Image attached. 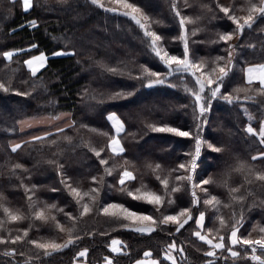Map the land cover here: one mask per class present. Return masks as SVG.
I'll list each match as a JSON object with an SVG mask.
<instances>
[{
	"label": "trees",
	"instance_id": "trees-1",
	"mask_svg": "<svg viewBox=\"0 0 264 264\" xmlns=\"http://www.w3.org/2000/svg\"><path fill=\"white\" fill-rule=\"evenodd\" d=\"M174 1L128 0L137 3L152 20H156L154 25L164 37L167 49L180 55L183 42L178 38L173 39L180 35L179 18L172 8ZM251 2L258 3L259 0ZM102 3L109 6L108 0H102ZM217 3L220 2L195 1V13L201 17L202 28L207 32L202 45H189L191 53L195 47H200L205 56L214 61L218 56L227 58V45L219 40V35L236 27L216 7ZM248 3L249 0H226L223 4L231 5L232 12L242 17L247 14ZM177 8L181 12L179 6ZM32 20L37 22L35 27L29 24ZM261 29H264V18H257L251 29L246 27L242 34L229 42H234L236 49L229 73L231 79L225 80L227 92L235 96L233 90L237 87H247L250 91L240 92V98L233 99L231 103L219 95L212 100L211 109L206 114L207 124L200 134L205 140L209 139L208 122L214 117L217 126L212 131V139L221 142L226 150L212 156V163H208L206 161L210 157H207L204 145L201 152L203 163L198 172L204 166L203 172L216 175L224 169L225 162L231 164L237 158L247 161L257 170H264V157L258 155L264 151V144L259 142L258 135L245 130L249 123L258 130L259 124L264 121V93L252 91L260 84H248L245 78L249 64L264 63V31ZM32 44L37 47L29 48ZM150 44V37L145 36L144 30L130 17L122 12L106 11L91 4L90 0H47V3L45 0H32V7L28 11L23 9L22 0H0V81L18 90H0V199L12 211L23 214V219L18 222L21 229L13 225L7 232L9 225L5 224L7 229L2 233L6 237L21 235L22 229L27 226L33 229L31 239L60 241L68 233L60 231L59 225L65 229L75 225L74 234L80 236L68 248L39 258L34 255L37 251L35 246L27 240L15 244L7 241L0 244V264H25L28 261L30 264H104L105 256H110L113 264H133L143 259L145 252L162 264H172L165 258L164 251L173 242L184 249L183 253H173L177 264H207L211 259L206 256L208 246L188 231L192 221L180 232H176L175 224L169 222L167 226L154 227L151 233H139L132 228L118 226L122 219L120 210L116 216L95 210L84 216L79 214L77 199L81 204L89 203L94 209L104 202L125 203L154 218L173 214L179 207H189L193 214L203 208V196L198 189L200 202L193 205L191 184L176 182L175 171L170 178V187L179 183L181 191L171 196H174L172 201L175 200L171 204L168 203L169 197H165L167 202L162 212L143 199L134 200L126 190L121 191L119 175L126 166L133 172L134 178L125 181V189L140 188L138 195L148 191L163 195L161 178L167 176L169 170L175 169L179 161L186 158L185 154L194 148L191 137L178 139L166 133L154 132L149 127L153 123L163 122L195 134V124L198 122L193 116L194 98L185 88L195 87L191 74L174 73L166 78L168 83L151 88L141 87L140 81L133 78L144 67L167 71ZM14 49L24 51L14 53L11 60L3 57V51ZM60 49L64 50V55H51ZM39 51L48 54V60L34 77L23 61ZM110 68L117 71H110ZM133 86L136 91L132 96L107 98L112 92ZM224 90L221 89L222 92ZM18 92H27L28 95ZM245 95L253 98L245 99ZM111 112H115L125 125V131L119 135L125 151L119 154L112 153L108 147L110 136L115 135V128L107 118ZM64 116H67V122L76 121V124L63 128L66 121L61 117ZM37 118L55 120L52 127L45 129L50 135L38 140H25L20 148L13 151L12 141L42 131L41 128L21 131L20 122ZM56 128L63 129V132H57ZM65 136L72 137L71 141L64 139ZM93 148L104 149L101 157L107 159L106 166L99 164ZM213 157L219 159L214 160ZM125 161H128L127 165ZM16 164L22 167H13ZM157 164L160 165L159 169L156 168ZM61 166L62 171L71 177L73 186L81 188V197L74 198L60 182L58 171ZM105 167L112 169L111 174L104 173ZM92 176H97L98 181L101 177L104 180L96 202L91 201L90 195L84 194L97 186L98 182H93ZM261 183L254 177L246 178V173L235 171L228 177L227 186L211 183L210 191L219 198L220 204L207 209V227H219L220 215L232 222V217L239 219L242 212L244 219L241 226L250 233L256 230L259 235L260 226L264 227V206L260 203L264 200V188ZM230 187H238L239 194H244L245 199L232 201ZM46 203H54L57 208L51 210V216L45 223L36 220L32 212ZM68 212L72 213L71 217L66 215ZM0 217L6 220L3 208H0ZM150 224L147 221L142 225ZM255 226L257 228L254 229ZM223 231L227 235L230 233L227 226ZM247 231L241 229L240 234L247 236ZM89 232L92 235H88ZM114 239L120 242L119 253L111 252L110 245ZM85 247L88 248L87 254L77 256V252ZM5 248H16L17 251L12 256H6ZM226 258L227 264H252L250 257L232 262L226 255L218 258L214 264H226Z\"/></svg>",
	"mask_w": 264,
	"mask_h": 264
},
{
	"label": "snow or ice",
	"instance_id": "snow-or-ice-1",
	"mask_svg": "<svg viewBox=\"0 0 264 264\" xmlns=\"http://www.w3.org/2000/svg\"><path fill=\"white\" fill-rule=\"evenodd\" d=\"M91 4L96 5L98 7L104 8L106 11H111L113 13L122 12L123 15L130 17L135 23L144 30V34L147 37H150L151 40V49L155 53L156 57L163 63L166 67L167 71H154L150 68L144 67L142 72L139 73L138 76L133 77L140 81L141 87L151 88L155 85H164L168 83L167 77L172 76L174 73H189L191 77L194 78L195 87L187 88L185 86L186 91L191 93L193 99V116L194 120L198 122L195 124L197 131L195 134L191 130H183L180 126H173L169 123H153L149 125L151 130L154 132H162V133H172L178 137H191L194 141V148L185 154L186 158L181 159L178 163V166L175 169L169 170L168 175L164 178H161L160 183L164 186L163 195L157 194L155 191H148L141 193L140 188L125 189V181L133 179V172L129 171L125 166L122 173L119 175V184L122 186L121 191H127V195L133 197L134 200H145L148 204H151L159 210V206L165 203V197H169L168 203L171 204L173 201L171 200V196L173 193L179 190L181 185L179 183L174 187H170V178L172 177V172L175 171L177 174L174 176V180L176 182L186 181L191 184L192 192H191V204H199L200 197L197 194L196 189L199 188L200 191L207 193V187H203L204 185H208L209 183H219L228 185V177L230 174L235 172H243L246 173V178L254 177L256 181H260L261 187L264 188V170H257L247 161L242 159H236L233 163L229 164L225 162L224 169L216 174H209L207 172L204 175H201L197 172V169L201 167L203 163V159L201 156L202 147L207 144V148L211 149L212 152L215 153H223L226 150V147L221 144V142H212L205 141V139L201 136L202 128L207 124L206 114L211 109V102L213 99L217 98V96H222L229 103L232 102L233 99H239V93L244 92L248 93L250 91L247 87H237L233 90V93L227 92V86L225 84L226 78L231 79L229 73L232 70V62L235 58V49L236 44L228 43L233 41V37H238L242 34L247 27L251 29L253 24L255 23L257 18H264V0H259L258 3H253L249 0L247 5V14L244 16H237L234 14L230 8L223 3H217L216 7L219 8L220 12L224 13L228 20L232 21V23L236 26L231 31H224L219 35V40L223 41L227 45V58L225 57H216L215 61H213L214 67L211 68L210 71H205L206 63L203 58L190 59V47L189 40L187 36V29L185 27L186 20L190 18H186L177 8L176 4L173 3L172 8L175 11V15L179 18V27H180V35L179 37H174L173 39H180L183 42V51L180 55H177L167 48L161 46V41L164 37L161 34H158L156 31L149 30L146 22L150 20V17L144 12V10L134 2H128V0H112L113 5L118 6H106L102 3V0H90ZM47 3V0H45ZM22 7L25 11H28L32 7V0H22ZM203 7H208V5H203ZM36 21L32 20L29 22L30 26L35 27ZM264 31V29H261ZM35 44L29 45V48H36ZM23 49H14L3 51L2 55L4 58L11 60L14 53L23 52ZM64 54V50L60 49L51 53L52 56L62 55ZM48 60V54L44 51H39L37 55H32L28 59L24 60L23 63L27 65V68L30 70L32 76H36L38 71L45 67ZM223 61V63H221ZM110 71L116 72L117 70L114 68H110ZM246 72V79L248 84H251L254 80H258L260 86L258 88L252 89L254 92L264 93V63L261 64H249ZM122 74V73H121ZM130 76L131 72L128 73ZM225 90L222 92L221 89ZM0 90L4 92L9 91H18L16 89L10 88L9 85L0 81ZM136 89L135 87H131L130 89H122L120 91L112 92L107 97L108 99H120L122 97H128L134 95ZM20 95H28L27 92H18ZM245 99H252L253 97L250 95H245ZM65 115V114H60ZM108 120L111 121L112 125L115 128V135L110 136L108 141V147L111 148L112 153H123L125 151L124 146L121 144V140L119 138L120 133L125 131V125L120 120L115 112H111L108 114ZM251 120V116H249ZM23 124V122H20ZM76 124V121H70L65 124V127H70ZM11 130V129H10ZM246 132L249 134H254L259 136V142L264 144V121H261L259 124V128L253 127L251 123H249L246 127ZM56 131L59 133L63 132V129L56 128ZM50 133L45 131L42 133L43 137L49 136ZM107 135V133H105ZM31 139L38 140L41 139L40 136H33ZM64 139L71 141L72 137L65 136ZM55 143V141H52ZM21 143L24 141L13 143L12 150L21 147ZM96 157L99 159L100 165H107L108 161L106 158L101 157V152L104 151L103 148H93ZM258 155L260 157H264V151L259 152ZM214 160H218V157H213ZM253 160L256 159L255 156L252 157ZM128 161H125V165H127ZM150 166V165H149ZM15 168L22 167V165L16 164L13 165ZM156 168L159 169L160 165L157 164ZM112 169L105 167L104 173L111 174ZM58 174L61 177V183L68 190L69 194L74 198L81 197V188L77 186H73L71 183V177L67 176L61 169L58 171ZM91 180L93 182H98L95 188L90 189L89 193H84L85 195H90V199L93 202L98 200L99 193L101 191V186L104 184L103 178H99L97 176H92ZM251 183L252 180H249ZM32 187H35L33 185ZM55 190V189H53ZM27 191V186H26ZM232 201H243L245 199L244 194H239L240 189L238 187H230L229 188ZM29 207H32L31 196H29ZM203 203L205 205H210L213 208H216L218 204H220V200L216 195H210L209 198L204 199ZM261 205L264 206V200H261ZM77 204L79 205V214L80 216H84L93 212H102L106 215L116 216L117 214L112 212L113 209H119V215L122 219L119 221L118 226L122 228H132L136 232L139 233H151L154 230V227H158L160 225H167L169 222L175 224V231L180 232L181 229L188 224L189 221H194L196 226V230L194 231L195 237H197L200 241H203L208 247L206 251V256L210 258H217L219 255H224L226 253H230L231 258H238L240 253L235 250L236 245L248 246L244 249L245 256H249L251 261L255 262V264H264V227H260L259 231L261 235L258 238H251V236H244L243 234H238L239 228L243 223V213L241 212L239 219L235 216L232 217V222H229L225 219L223 215L218 216L219 227L217 228H207V232L204 231L205 228V211L197 209L199 212L198 216H194L193 212L189 207H179V211H176L174 214H162L161 217L154 218L151 214H146L144 211L135 210L129 206H126L125 203H117V202H108L103 203L102 205L97 204L95 209L89 203L85 202L83 204L80 203V200L77 199ZM227 206V205H225ZM0 208H3V212L5 213L7 221H18L23 219V214L19 211H12L9 207L5 206L0 199ZM56 204H44L43 206H38L33 209L32 215L38 221H47L51 216V210L56 209ZM67 216H72L71 212L66 213ZM74 218V217H73ZM54 219V217H53ZM75 219V218H74ZM5 219H0V228H3L6 222ZM143 221L151 222L150 225L144 226L142 225ZM138 222L140 226H138ZM59 225V221H57ZM227 226L228 231H230V235H227V232L223 230ZM61 231H66L68 233L66 239H62L57 241L55 239H50L47 241H42L38 239H31L28 237V228L22 229L23 235L16 234L12 236H4L0 235V244H4L7 241H11L15 244L18 241H25L27 238V242L34 245L36 248V252L34 255L39 258L40 256H51L54 252H59L65 248H68L70 245L76 243L80 236L74 234L75 225L68 227L65 229L63 225H59ZM191 227V226H190ZM209 233H215V238L209 235ZM88 235H92L91 232ZM119 241L112 240L110 245L112 253L121 252V248L117 247ZM259 248L260 254H257V249ZM250 249V252L248 251ZM217 250H222L221 252H217ZM16 248H5L4 254L6 256H12L16 253ZM183 253V248H178L176 243L173 242L169 244L164 251V256L168 261H171L172 264H177L176 256L173 255V252ZM88 252V248H83L81 251L77 252V256L84 257ZM23 255V253H21ZM145 256H149V252L144 253ZM14 264V262H13ZM27 264V262H25ZM104 264H113V259L110 256L104 257ZM135 264H162L157 260H136ZM207 264H214V260L210 259L207 261ZM227 264V258H226Z\"/></svg>",
	"mask_w": 264,
	"mask_h": 264
},
{
	"label": "rangeland",
	"instance_id": "rangeland-1",
	"mask_svg": "<svg viewBox=\"0 0 264 264\" xmlns=\"http://www.w3.org/2000/svg\"><path fill=\"white\" fill-rule=\"evenodd\" d=\"M195 1L196 0H175L174 1V3L176 4V6H179V8H180V10H181V13L186 17V18H190V19H187L186 20V25H185V27H186V29H187V36H188V40H189V45L191 44V45H198V46H200V45H202L203 43H204V35H205V33L207 32L206 30L204 31V29L202 28V24H201V22H202V19H201V17L198 15V14H196L195 12H196V4H195ZM220 3H226V0H218ZM108 4H109V6H118V5H113V3H112V0H108ZM227 6H229V5H227ZM230 7H232L231 5H230ZM147 23V25H148V28H149V30H152V31H156L158 34H160L159 33V31L157 30V28H156V26L154 25V24H156V20L155 19H151L150 18V20L148 21V22H146ZM161 46L162 47H165V48H167L166 47V45L164 44L165 43V39H163L161 42ZM229 43V42H228ZM227 50V49H226ZM228 52V51H227ZM65 54V53H64ZM64 54H62V55H64ZM227 55V54H226ZM56 56H61V55H56ZM190 59H197V60H199V59H201V58H203L205 61H207V63H206V67H205V71H210L211 70V68L212 67H214V64H213V61L214 60H211V59H209V58H207L206 56H205V53L204 52H202V48H197L196 49V47H195V50H194V52L193 53H191L190 52V57H189ZM221 63H223V62H221ZM245 78H246V75H245ZM247 81V80H246ZM257 83V82H256ZM68 116H69V114H68ZM66 117L67 116H64V117H62V118H64V120L66 121L67 119H66ZM51 122H53V121H50L49 123H45L46 125H51ZM24 123V122H23ZM66 123H69V121L67 122H64L63 124H64V126H63V128L65 127V124ZM62 124V125H63ZM29 125V127L26 125V127L27 128H30V124H28ZM33 125H35V127H40V125L38 124V123H35V124H33ZM208 127H210L209 128V136H208V138L209 139H206L205 141H212V142H214L215 143V141H214V139H212V131H214V129H215V127L217 126L216 125V121H215V118L214 117H212L210 120H209V122H208ZM166 134H168V136L170 135V136H175L174 138H178V139H181V138H189V137H178V136H176V135H174V134H172V133H166ZM206 145V155H207V157H210V158H207V161L206 162H208V163H212V156H214V155H216V154H218V153H215V152H212V150L211 149H209V148H207V144H205ZM115 154H119V153H115ZM204 166L202 167V171H197L198 173H200L201 175H204V173L205 172H203L204 170ZM210 184L211 183H209L208 185H204L203 187H207V189H208V192L207 193H205V192H202V191H200V189L199 188H197L198 189V192L203 196V200H202V205H203V208H200L199 210H203V211H205V228H204V231L205 232H207V228H209V227H207V223H208V212H207V209H212L213 207L212 206H210V205H205L204 203H203V201H204V199H206V198H209L210 197V195H213L212 194V192L210 191ZM181 191V189L179 188V190L178 191H176V193L177 192H180ZM174 194V193H173ZM172 194V195H173ZM174 197V196H173ZM172 197V198H173ZM171 198V197H170ZM172 198H171V200H172ZM175 201V200H174ZM173 201V202H174ZM166 202H167V200H166V198H165V203L164 204H162L161 206H159V209L161 210V212L163 211V209H165V206H166ZM104 203H106V202H104ZM148 206V205H147ZM118 211H119V209H113L112 210V212H114V213H118ZM178 211H179V209H178ZM174 214V213H173ZM198 214H199V212L197 211L196 213H194V216H198ZM0 219H3V217H0ZM22 220V219H21ZM18 222H19V220L18 221H6L5 222V224H7V225H9V227H8V229H7V227H6V225H4V227L3 228H0V234H2V235H4L3 233H2V231H5L6 229H7V232L10 230V227L11 226H13L14 225V227L15 228H19V229H21V227H20V224H19V227H18ZM45 223L47 222V221H44ZM145 222H147V221H143L142 222V224H145ZM190 222V221H189ZM188 222V223H189ZM141 222H138V224H140ZM170 223H172V222H170ZM15 224H17L16 226H15ZM168 225V224H167ZM167 225H165V226H167ZM187 225V224H186ZM256 225V224H255ZM138 226H140V225H138ZM144 226H147V225H144ZM163 226V225H162ZM191 227H190V229L188 230V231H191L192 232V234L194 233V231L196 230V226H195V224H194V221H192V223H191V225H190ZM64 227V226H63ZM260 227H262V226H260ZM26 228H28L29 229V232H28V237L30 238V232H33V229L32 230H30V227H27L26 226ZM65 228V227H64ZM255 228H257V226H255L254 227V229ZM59 229H60V227H59ZM184 229V228H183ZM241 229L244 231V232H246L247 230H246V228H244V227H242V226H240V228H239V232H238V234H240V232H241ZM12 231V230H11ZM60 231H61V229H60ZM256 230H254V232H252V233H250L249 231H247V236H251V238H258L260 235H261V233L258 235V232H255ZM66 232V231H65ZM8 235V234H7ZM21 235H23V232L21 231ZM67 235L68 234H66L65 235V237H64V239H66L67 238ZM194 235V234H193ZM209 235L210 236H212L213 238H215L214 237V234L213 233H209ZM229 235H230V233H229ZM195 236V235H194ZM34 239V238H33ZM36 239V238H35ZM63 239V238H62ZM26 240H27V238H26ZM42 241H47L46 239H42ZM118 241V240H117ZM203 242V241H202ZM118 245H120V242L117 244V246ZM178 247V246H177ZM248 246H241V245H236L235 246V250L237 251V252H239L240 253V255H239V257L238 258H235V259H233V258H231V256H230V253H226L225 252V254L224 255H226V256H228L229 257V259L230 260H232V262H236V261H238V260H246V259H249V256H245V254H244V249L245 248H247ZM222 250H217V252L219 253V252H221ZM248 251L250 252V249H248ZM173 253H175V254H177V252L176 251H174ZM257 254H260V250H259V248L257 249ZM224 255H219L217 258H211L212 260H214V261H216L218 258H223L224 257ZM251 261V260H250ZM24 262V261H23ZM251 263L252 264H255V262H253V261H251ZM11 264V263H10ZM27 264H30V261H28L27 262Z\"/></svg>",
	"mask_w": 264,
	"mask_h": 264
},
{
	"label": "crops",
	"instance_id": "crops-1",
	"mask_svg": "<svg viewBox=\"0 0 264 264\" xmlns=\"http://www.w3.org/2000/svg\"><path fill=\"white\" fill-rule=\"evenodd\" d=\"M47 64V63H46ZM27 66V65H26ZM46 66V65H45ZM247 69V68H246ZM29 70V69H28ZM41 70V69H40ZM39 70V71H40ZM38 71V72H39ZM245 75H246V72H245ZM247 80V79H246ZM253 82H257V83H259V81L258 80H254ZM252 82V83H253ZM62 118V117H61ZM50 121H53V122H51V125H46L45 123L47 122V123H49ZM35 123H38L39 125H40V127H35V125H33V124H35ZM28 124H30V128H27L26 127V125L29 127V125ZM55 124V120H53V119H50V118H37V119H31V120H28V121H25L23 124H21V131H26V130H29V129H34V128H41V132H38V133H35V134H31V135H29V136H27L26 138H22V139H17V140H14V141H12V143H11V146H12V144L13 143H18V142H21V141H25V140H31V138L33 137V136H40V137H42V133L43 132H45V131H47V132H49L48 130H45V129H47V128H49V127H52L53 125ZM33 140V139H32ZM22 144V143H21ZM117 247H119V245L117 246ZM141 260H145V261H148V260H155V259H153V258H151L150 257V255L149 256H145L143 259H141ZM133 264H135V262L133 263Z\"/></svg>",
	"mask_w": 264,
	"mask_h": 264
}]
</instances>
